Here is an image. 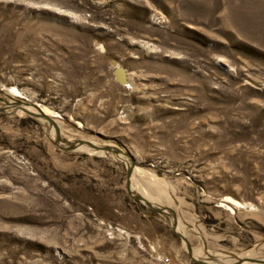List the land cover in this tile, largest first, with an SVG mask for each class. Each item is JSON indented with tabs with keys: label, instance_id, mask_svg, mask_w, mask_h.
<instances>
[{
	"label": "rangeland",
	"instance_id": "rangeland-1",
	"mask_svg": "<svg viewBox=\"0 0 264 264\" xmlns=\"http://www.w3.org/2000/svg\"><path fill=\"white\" fill-rule=\"evenodd\" d=\"M0 264H264V0H0Z\"/></svg>",
	"mask_w": 264,
	"mask_h": 264
},
{
	"label": "water",
	"instance_id": "water-1",
	"mask_svg": "<svg viewBox=\"0 0 264 264\" xmlns=\"http://www.w3.org/2000/svg\"><path fill=\"white\" fill-rule=\"evenodd\" d=\"M118 79L122 82V83H125V79H124V76H123V70H119V73H118ZM148 204L152 207V205L148 202Z\"/></svg>",
	"mask_w": 264,
	"mask_h": 264
},
{
	"label": "bare ground",
	"instance_id": "bare-ground-1",
	"mask_svg": "<svg viewBox=\"0 0 264 264\" xmlns=\"http://www.w3.org/2000/svg\"><path fill=\"white\" fill-rule=\"evenodd\" d=\"M44 109V108H43ZM44 111V110H43Z\"/></svg>",
	"mask_w": 264,
	"mask_h": 264
}]
</instances>
